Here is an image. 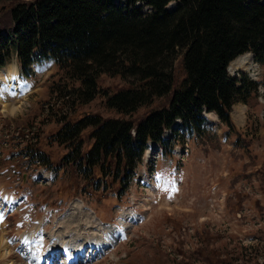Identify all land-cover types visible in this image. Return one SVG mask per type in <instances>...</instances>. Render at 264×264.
Segmentation results:
<instances>
[{"label": "rangeland", "instance_id": "rangeland-1", "mask_svg": "<svg viewBox=\"0 0 264 264\" xmlns=\"http://www.w3.org/2000/svg\"><path fill=\"white\" fill-rule=\"evenodd\" d=\"M21 1L30 0L0 5V27L11 23L10 8ZM142 11L150 8L142 6ZM238 60L231 63L229 72L247 74L239 67L246 69L249 64L241 66ZM29 68L33 73L21 76L13 55L0 69V212L4 215L0 235L10 253L0 257V264H35L27 258L32 255L31 244L23 242L35 239L33 233L42 223L44 234L36 245L45 247L33 255L41 262L47 259L42 256L52 245L53 234L61 239L56 246L65 244L74 251L88 240L95 246L99 242L95 235L107 232L103 228L107 226L116 238L112 242L103 234L105 256L88 252L87 264H264V65L259 68L257 91L235 104L232 128L220 123L215 113L204 112V134H189L181 127L184 142L166 155L150 144L134 181L121 190L102 186L99 180L93 188L69 166L48 179L45 169L29 163L23 152L27 145L38 148L57 167L71 149L54 138L70 116V102L65 106L58 96L67 81L51 61ZM11 76L24 86L14 94L7 91L11 84L6 79ZM99 85L117 89L125 82L105 74ZM167 100V96L158 98L131 117H143ZM74 110L76 117L99 113L104 118H127L109 109L101 94ZM88 132L81 134L85 149L92 142ZM49 204L54 208H48ZM120 220L125 228L119 226Z\"/></svg>", "mask_w": 264, "mask_h": 264}, {"label": "trees", "instance_id": "trees-1", "mask_svg": "<svg viewBox=\"0 0 264 264\" xmlns=\"http://www.w3.org/2000/svg\"><path fill=\"white\" fill-rule=\"evenodd\" d=\"M10 16L0 27V68L12 53L28 76L30 63L54 61L68 84L58 96L65 106L70 102V116L54 134L71 148L61 164L93 188L97 180L112 190L127 188L148 142L170 154L184 142L181 127L204 134L203 112L232 128V106L245 102L258 83L230 76L227 66L248 51L264 64V0H30L11 6ZM105 74L125 85L100 87ZM99 94L127 118L75 116L78 105ZM166 96L165 104L131 117ZM88 129L92 142L85 149L81 134ZM27 148L31 159L51 164L38 148Z\"/></svg>", "mask_w": 264, "mask_h": 264}, {"label": "bare ground", "instance_id": "bare-ground-1", "mask_svg": "<svg viewBox=\"0 0 264 264\" xmlns=\"http://www.w3.org/2000/svg\"><path fill=\"white\" fill-rule=\"evenodd\" d=\"M248 53L247 54H244V55H241L240 57H238L239 58V60H238V63H239V65H241V66H246V65H248L249 64V62H248ZM245 57H247V59L245 58ZM238 58H236L235 60H237ZM234 60V61H235ZM234 61H232V62H234ZM231 62V63H232ZM231 63H230V65L229 66H231ZM16 81V82H15ZM6 83H7V85L8 84H11V85H9L8 87H7V91H8V93L9 94H12V93H10V91L11 92H13V94H14V91H20L21 89H22V87H24L23 85H21V83H17V80H16V78H14L13 76H11V77H9V78H7L6 79ZM16 92V93H17ZM7 93V92H6ZM69 225H70V223H67L66 225H65V228L67 229V228H69ZM26 237V236H25ZM27 239V238H26ZM3 237L0 235V257H8L9 255H10V253H9V249L7 250V246L5 245V242H4V245H3ZM72 242H75V241H72ZM87 241H85V242H83V243H80V244H78V246L76 247V248H74V251H72V250H70L65 244H64V246H61L60 245V247L59 246H52L50 249H49V252H48V254H49V256H53L54 257V255L56 254V252H58L57 250L59 249V250H64V251H67L68 253V259L67 260H69V259H71V258H73L74 259V255L77 253V252H80V251H82V248L85 246V245H89V246H91V244H93V241H89L88 240V243H86ZM76 243V242H75ZM76 245V244H75ZM3 246V247H2ZM95 246H99V242H97L96 244H95ZM94 246V247H95ZM62 247V249H60ZM86 249V248H85ZM88 249H89V247H88ZM72 259V260H73ZM71 260V261H72Z\"/></svg>", "mask_w": 264, "mask_h": 264}, {"label": "crops", "instance_id": "crops-1", "mask_svg": "<svg viewBox=\"0 0 264 264\" xmlns=\"http://www.w3.org/2000/svg\"><path fill=\"white\" fill-rule=\"evenodd\" d=\"M238 60V59H237ZM236 62V61H235ZM236 68V67H235Z\"/></svg>", "mask_w": 264, "mask_h": 264}]
</instances>
